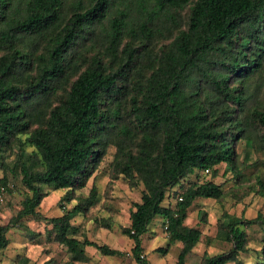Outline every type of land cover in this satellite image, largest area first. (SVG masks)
<instances>
[{
	"label": "trees",
	"instance_id": "trees-1",
	"mask_svg": "<svg viewBox=\"0 0 264 264\" xmlns=\"http://www.w3.org/2000/svg\"><path fill=\"white\" fill-rule=\"evenodd\" d=\"M114 149L115 177L144 186L121 228L135 263L157 216L170 242L156 251L180 242L176 264H188L203 232L186 222L198 199L222 202L250 174L264 197V162L249 159L264 152V0H0V155L16 156L2 161L0 187L7 197L21 176L31 192L0 223V251L11 230L45 219L68 264L88 262L87 247L121 256L74 222L98 204L96 185L77 192ZM221 164L232 178L219 184ZM57 190L76 203L48 218L40 207ZM223 215L217 238L232 247L204 264H264V214ZM254 226L263 247L247 263Z\"/></svg>",
	"mask_w": 264,
	"mask_h": 264
},
{
	"label": "rangeland",
	"instance_id": "rangeland-1",
	"mask_svg": "<svg viewBox=\"0 0 264 264\" xmlns=\"http://www.w3.org/2000/svg\"><path fill=\"white\" fill-rule=\"evenodd\" d=\"M240 151H243L242 147ZM115 152L116 149L108 153L104 162L89 180L88 186L77 192L79 196H89L90 191L96 185L99 202L91 209L89 214L77 216L74 222L82 227V232L84 235L86 233L89 239L124 252L120 257L108 258L96 251L94 257L97 259L96 262L98 264H136L131 250V240L121 233V228L122 226H130L132 204L141 200V192L144 186L135 189L130 183L126 182L122 174L118 178L115 177L116 170L113 166ZM257 158L264 162V152L253 150L249 155V159L255 161ZM3 160L13 165L16 160L14 151L5 150L1 153L0 178L4 175L1 169ZM218 168V176L215 178L211 177L210 180L222 184L232 178L230 173L227 176L223 175L226 169L225 164L219 165ZM20 179L21 176L14 179L11 175L12 190L8 193L5 202L0 206L1 224L8 225L11 219L22 209L24 198L27 195H31L30 190L21 183ZM229 182L226 185L227 193L222 202L206 198L198 199L189 213V217L186 220L187 224L191 227H199L203 229V232L201 241L187 260L188 264H204L203 260L205 257L223 253L232 247L231 243L217 238L219 221L225 220L224 213H227L230 218H241L243 216L247 219L256 218L260 212L264 214V197L259 194V185L255 180V176L247 175L246 180L242 181L241 185L236 188L234 187L235 182L233 179ZM63 193L64 190L51 191L50 195L42 201L41 214L51 218L61 216L72 208L76 202L68 203L63 201L61 199ZM165 202L166 204L169 203L168 200H165ZM172 202L175 203V200H172ZM202 210L207 213L208 223L200 220L199 212ZM104 222L109 223L111 227L107 228ZM52 228L53 224L42 219L39 221L30 220L27 225L18 226L11 230L8 233L9 245L0 251V264H48V262L68 264L70 255L67 248L48 239V233ZM248 233L251 239V251L247 254L243 253L241 259H244L247 263H253L257 260L255 252L260 251L263 247L259 243L263 236V231L260 226H254L249 228ZM168 238L163 217L157 216L152 222L149 232L143 238V245L146 248L150 263H177L176 261L182 248L180 242L172 243L166 255L156 251L157 248L167 246L170 242Z\"/></svg>",
	"mask_w": 264,
	"mask_h": 264
},
{
	"label": "crops",
	"instance_id": "crops-1",
	"mask_svg": "<svg viewBox=\"0 0 264 264\" xmlns=\"http://www.w3.org/2000/svg\"><path fill=\"white\" fill-rule=\"evenodd\" d=\"M124 235V234H123ZM131 240V239H130ZM131 243H132V240H131ZM131 245H133V243L131 244ZM142 247L144 248V251H145V253H146V255L148 256V254H147V251H146V248L144 247V245H143V241H142ZM4 249V248H3ZM115 249V248H114ZM195 249V248H194ZM118 250V249H117ZM2 251V250H1ZM96 251H98L95 247H87L86 248V252H87V255H88V257H89V260H88V262H81V263H78V264H98L96 261H97V259L94 257V254L96 253ZM120 251V250H119ZM194 251V250H193ZM192 251V252H193ZM191 254H189L188 255V257H187V260L189 259V256H190ZM97 256V255H96ZM106 257H108V258H115V257H120V256H106ZM148 258V257H147ZM148 262L150 263V261H149V259H148ZM150 264H152V263H150Z\"/></svg>",
	"mask_w": 264,
	"mask_h": 264
},
{
	"label": "built area",
	"instance_id": "built-area-1",
	"mask_svg": "<svg viewBox=\"0 0 264 264\" xmlns=\"http://www.w3.org/2000/svg\"><path fill=\"white\" fill-rule=\"evenodd\" d=\"M206 173H208V170H206ZM6 190H7L6 187H4V186L0 187V206L6 200V194H7ZM179 199H180V201H182L183 197H180ZM146 258H147V255L144 252H142V253L139 254V259L137 260L136 263L137 264H146L145 263Z\"/></svg>",
	"mask_w": 264,
	"mask_h": 264
}]
</instances>
